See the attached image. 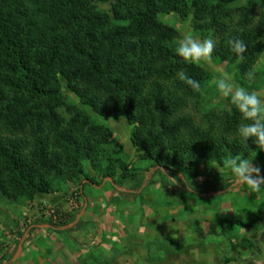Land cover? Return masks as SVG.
<instances>
[{"label":"trees","instance_id":"16d2710c","mask_svg":"<svg viewBox=\"0 0 264 264\" xmlns=\"http://www.w3.org/2000/svg\"><path fill=\"white\" fill-rule=\"evenodd\" d=\"M236 1L0 0V200L32 203L39 194L61 193L63 183L81 180L86 162L98 170L112 136L83 108L103 118L126 117L136 162L151 163L143 169L111 161L103 179L112 183L117 164L122 182L159 171L162 155L191 174L201 165L257 151L252 138L247 145L237 140L241 117L235 109L203 110L208 76L175 54L178 32L159 20L193 14L196 31L214 40L215 61L238 62L248 77L264 54V0L232 10ZM108 3L113 18L98 7ZM229 39L246 45L241 58ZM180 70L200 82V92L177 79ZM61 79L80 106L66 100ZM263 221L264 203L249 222L225 218L219 225L224 235Z\"/></svg>","mask_w":264,"mask_h":264},{"label":"rangeland","instance_id":"374dc122","mask_svg":"<svg viewBox=\"0 0 264 264\" xmlns=\"http://www.w3.org/2000/svg\"><path fill=\"white\" fill-rule=\"evenodd\" d=\"M250 1L237 0L232 10L245 7ZM98 7L113 18L112 3L99 4ZM159 20L162 24L173 27L178 32L175 45L185 35H191L201 40L210 38L204 37L196 31L193 14L186 19L174 14L163 15L159 17ZM195 65L202 67L208 76L202 90L204 111L223 114L234 110L228 98L220 96L217 92L215 81L221 73L227 74L235 85L245 86L264 96V54L253 67L251 79L241 75L238 62L220 64L213 58L209 64ZM61 84L66 100L80 106L79 100L69 90L67 82L61 79ZM83 109L90 114L93 122L106 127L112 136L111 144L105 148L98 170L90 162L85 163V176L91 178L94 185L102 184L103 175L111 161L114 163L118 159L143 169H147L151 165L150 162H136L137 153L131 142L132 127L126 117L120 115L117 118H103L97 116L90 108ZM61 113L67 117L64 110ZM248 157L253 159L254 165L261 167L263 175L264 151H255ZM159 159L163 167L156 173L141 172L135 179L122 182L118 180L121 170L115 163L117 165H115L113 181L115 186L122 188L121 200L134 203L132 207L125 206L128 207L126 208V217L131 215L130 218L133 217L135 220L132 218L133 220L130 219V221H137L138 231L146 229L143 234L146 232L150 234V236H140L146 242L142 245H145L144 248L147 249L146 259L143 262L152 264L166 259L168 255H176L181 257L177 260L174 258L170 264H224L226 259L231 260L229 264H264V221L252 230L238 227L229 228L224 235H222L219 225L220 221L225 218L244 222L255 218L260 204L264 203V190L254 193L248 189L247 185H241L230 170L223 166L227 159L223 161V164L201 165L191 174H183L180 168L175 165L171 155H162ZM168 170L179 174L186 185L175 180ZM85 176L81 177V180L63 183L62 192L56 193L64 197L69 209L38 200L37 197L32 203L0 200V264L4 261L7 264L13 263L10 257L12 250L21 244V239L25 234L37 236V233H33L36 229L35 226L40 222H52L58 227L68 224L70 214L80 206L83 194L88 196L91 194L90 196L96 197V199L97 196L107 197L105 193L106 190H109V183L112 182V179L107 180L106 190L100 192L90 189V186L85 188L82 186V182L87 180ZM187 190H193L195 193L188 194ZM129 191L138 193V195H127ZM119 200L116 199V201ZM32 210H36L34 215ZM55 215L61 217L62 221H55ZM201 219H205L208 229L204 228ZM174 221H177L175 226L171 225L173 224L171 222ZM169 224L172 229L165 228ZM31 226L34 227L29 229ZM158 227H162L163 231L169 230L171 234L174 233L173 230L183 232L189 228L200 229L201 235L204 236H193L192 233L190 236H185L184 239L183 236H163ZM180 238H182L181 241H179Z\"/></svg>","mask_w":264,"mask_h":264},{"label":"crops","instance_id":"0c3cea01","mask_svg":"<svg viewBox=\"0 0 264 264\" xmlns=\"http://www.w3.org/2000/svg\"><path fill=\"white\" fill-rule=\"evenodd\" d=\"M107 180L104 179L99 186L84 180L82 186L84 188L90 186V189L101 192L106 190ZM109 184L110 188L105 193L106 198L97 196L96 199V197L90 196L91 194L89 196L83 194L80 206L71 212L70 221L63 227L55 226L52 222L37 224L33 233H37V236L26 234L23 236L21 244L11 252L10 257L13 263L10 264H19L20 261V264H147L143 262L146 259L147 249L144 248L145 245H142L146 242L140 236H150V234L147 232L143 234L146 229L138 231L137 221H130V219L135 220L133 217V219L130 218L131 215L126 217V208L128 207L125 206L132 207L134 203L121 200L122 188L115 186L112 182ZM131 194L138 195L132 191L127 193V195ZM117 198L120 200L116 201ZM37 199L47 203L51 202L64 209L68 206L61 194H40ZM35 211L32 210L33 215ZM202 222L204 228L208 229L205 219ZM171 223L175 226L177 221ZM149 224L151 223L149 222ZM171 225L169 224L165 228L172 229ZM32 227L34 226L29 229ZM158 228L162 231L163 236H183V239L185 236H190L191 233L193 236H204L201 235L200 229L189 228L183 232L173 230L174 233L171 234L169 230L163 231L162 227ZM186 232L188 233L186 234ZM198 232L199 234H197ZM180 257L168 255L166 259L152 264H170L174 258L177 260ZM2 264L7 263L4 261Z\"/></svg>","mask_w":264,"mask_h":264},{"label":"clouds","instance_id":"9594fccd","mask_svg":"<svg viewBox=\"0 0 264 264\" xmlns=\"http://www.w3.org/2000/svg\"><path fill=\"white\" fill-rule=\"evenodd\" d=\"M230 50L241 58L245 53L246 45L242 40L229 39L227 41ZM214 40H203L185 35L175 46V54L185 63L209 64L213 59ZM176 77L188 85L194 92H200V82L187 76L183 70L177 72ZM252 74H248V79ZM217 92L220 96L228 98L230 105L240 114L241 122L236 129V137L239 143L247 145L249 138L253 139L257 151H264V96L249 90L245 86L235 85L227 74L221 73L215 81ZM241 185H247L251 192L257 193L264 190V175L258 165H254L253 159L241 158L233 155L223 165Z\"/></svg>","mask_w":264,"mask_h":264},{"label":"built area","instance_id":"2783aa9c","mask_svg":"<svg viewBox=\"0 0 264 264\" xmlns=\"http://www.w3.org/2000/svg\"><path fill=\"white\" fill-rule=\"evenodd\" d=\"M54 220L57 222L62 221L61 217H59L58 215L54 216Z\"/></svg>","mask_w":264,"mask_h":264}]
</instances>
